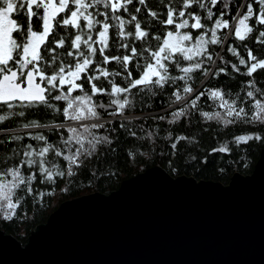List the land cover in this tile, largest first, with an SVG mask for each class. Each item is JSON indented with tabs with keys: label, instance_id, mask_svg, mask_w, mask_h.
Here are the masks:
<instances>
[{
	"label": "snow or ice",
	"instance_id": "obj_1",
	"mask_svg": "<svg viewBox=\"0 0 264 264\" xmlns=\"http://www.w3.org/2000/svg\"><path fill=\"white\" fill-rule=\"evenodd\" d=\"M136 2L146 6L148 16L158 20L159 24L171 26V30L153 36L147 23L142 26L141 20L129 13V5H133L134 0H0V123L13 117L26 118L31 111L42 109H51L61 113L65 120L75 122L65 129L66 137L60 132L64 127L62 123L49 125L32 120L22 125L24 129H55L61 143L49 142L43 132L27 133L33 141L40 143L20 147L13 152L18 159L11 161L12 166L0 170V212L5 219L11 220L16 215L21 196L33 194V182L38 176L42 178L41 183L52 184L57 177H72L76 174L74 167L79 168L84 163L82 158H92L98 152V146L113 144L110 135H97L95 131L105 128V124L88 121H99L101 110L110 116L123 117L125 110L133 106V90L155 95L154 90L176 85L172 96L175 101L185 100L186 105L171 113L169 123L185 117L186 108H197L200 97L205 95L200 92L188 100L193 88L187 81L197 70L208 74L205 61L213 62L209 48L222 44L217 33L230 25L221 13L213 26L206 28L193 6L206 9V19L212 21L214 13L207 4L214 7L220 0H207V4L204 0H176L179 9L169 0L164 19H159L158 12L147 7L149 0ZM255 2L260 5L258 13L249 3L246 14L237 19L234 35L240 41H245L253 32L247 23L250 18L256 16L257 22L264 25V0ZM134 11L140 13L141 8L135 7ZM121 12L129 13L130 18L126 19ZM191 30L199 32L194 36ZM61 31L65 34L61 35ZM259 37H264V31L259 32ZM152 40L157 42L155 46ZM136 41L142 44L136 46ZM259 42L264 43V40ZM115 48L123 49L127 54L114 55L109 49ZM228 51L240 56L234 47H229ZM247 56V60L241 57L238 63L246 66L248 77L258 70L264 71V59L253 55L251 49H247ZM68 57L70 61H67ZM221 60L223 62V58ZM184 61L189 63L182 66ZM113 63L119 66V71L109 70L107 66ZM231 68L236 73L241 71L237 64H232ZM173 69L182 74L173 75ZM211 74L216 77L227 75V68L220 67ZM116 77L121 83L116 82ZM177 81L185 82V86L181 89ZM103 82L110 85V90L103 87ZM85 85L89 86L87 90ZM248 85L253 90L245 91L243 97L236 99L230 98L225 90H210L207 95L218 101V107L223 111L200 114L210 121H222L226 126L237 121L264 125V88H257L253 80H249ZM101 95L110 97L107 104L94 99ZM61 101L64 105L57 107L55 102ZM246 102L250 103V108L246 109ZM119 128L124 129L125 124L119 123ZM129 134L136 136L131 130ZM24 139L21 135L12 137L13 141ZM178 139L187 138L181 136ZM262 139L264 137L260 135H240L235 137V142L247 144ZM171 147L175 149L177 144L173 143ZM218 151L227 152L228 147L222 146ZM56 158L67 162L63 170L54 162ZM52 194L51 191L37 193L40 200Z\"/></svg>",
	"mask_w": 264,
	"mask_h": 264
},
{
	"label": "trees",
	"instance_id": "obj_2",
	"mask_svg": "<svg viewBox=\"0 0 264 264\" xmlns=\"http://www.w3.org/2000/svg\"><path fill=\"white\" fill-rule=\"evenodd\" d=\"M168 2L169 0H149L147 7L157 11L159 19H164L166 18L165 5ZM172 2L179 9L180 5L176 3V0H172ZM204 2L207 4V0ZM249 3L253 4L254 12L258 13L260 5L255 0H220L214 7L207 4L214 13L212 21L206 19V9H198L193 6L196 14L201 15L202 23H205L206 28H211L214 20L220 18L221 13H223V19L228 20L230 25L228 29H222L217 33L222 39V44L211 45L209 48L213 54V62L205 61L208 74L197 70L192 74L193 78L187 81V84L193 88V93L187 97L188 100L193 99L200 92L205 93L197 102V108H186L187 115L185 117L175 123H169L168 121L172 120L171 113L186 105L185 100L175 101L172 96L176 85H165L163 90H154L155 95L153 93H137L136 90H133L135 93L133 106L125 110L123 117L110 116L101 110L99 121H88V123L105 124V128L95 131L97 135H110L113 144L98 146V152L92 158H82L84 163L79 168L74 167L73 170L76 174L72 177H57L56 182L52 184L47 181L41 183L42 178L38 176L37 180L33 182V194L31 196L25 194L20 197L21 206L16 209V215L11 220L5 219L4 214L0 212V227L26 241L31 230L38 223L45 221L62 201L93 191L111 192L120 186L124 178H129L156 164L162 165L173 175L186 173L195 175L199 179H215L225 183L229 182L235 171L251 173L262 149H264V139L249 141L247 144H237L235 137L240 135L264 137V125L258 122L237 121L226 126L222 121H210L200 114L201 112L223 111L218 107L219 102L213 101L207 95L210 90H225L230 98L236 99L243 97L245 91L253 90L248 85L249 80H253L257 88H264V71L258 70L252 77H248L246 66L238 63L241 57L248 59L247 49H251L253 55L258 58L264 59V43L259 42L264 40V37H259V32L264 31V25L257 22L256 16L247 22L253 28V32L248 34L245 41H240L234 35L237 23L232 28L236 17L246 14V5ZM135 7H140L141 12L136 13ZM129 13L136 15L141 20L142 26L147 23L153 36L171 30V26L159 24L158 20L148 16L146 6L139 5L136 0L133 5H129ZM129 13L121 12L120 14L127 19L130 18ZM127 27L129 30L132 29L131 25ZM68 31L73 30L69 29ZM191 31L194 36L199 32V30ZM60 34L64 35L65 33L61 31ZM151 43L155 46L157 42L152 40ZM141 44V41L135 42L136 46ZM229 47L236 48L240 56L229 52ZM60 51L63 52V50ZM109 51L114 55L127 54L119 48L109 49ZM221 58H223V62ZM66 59L67 61L71 60L70 57ZM188 63L184 61L182 66ZM232 64H237L241 71L234 72L231 68ZM107 67L110 71L120 70L115 63ZM220 67L227 68V75L213 76L211 73ZM172 74L181 75L182 73L173 69ZM115 80L117 83H121L119 77H116ZM176 84L181 89L185 86L183 81H177ZM98 86L100 85L98 84ZM88 87L85 85L86 90ZM103 87L110 90V85L107 82H103ZM181 95H184L182 91ZM94 99L107 104L110 97L101 95ZM55 103L57 107L64 105L62 101ZM244 106L246 109L251 107L248 102ZM113 110L109 109V111ZM160 117H164V119H160ZM32 120L49 125L62 123L64 127L60 129V132L64 133L65 137L67 135L65 129L70 125H75L74 121L65 120L61 113L53 112L51 109L33 110L26 115V118L13 117L9 121L0 123V145H3V148L0 149V170L12 166L11 161L18 159L13 156V152L18 151L20 147L28 143H32L34 146L40 143L28 137V132L33 135L43 132L48 136L49 142L61 143L55 129H24L22 127L24 123ZM121 122L125 124L124 129L119 128ZM129 130L135 132L136 136H131ZM17 135L24 136L25 139L13 141L12 137ZM181 136L187 139L179 140L178 138ZM173 143L177 144L175 149L171 147ZM222 146H227L228 151H218ZM54 162L61 166V170L67 163L62 158H56ZM49 191L53 194L45 195L43 200L39 199L37 193Z\"/></svg>",
	"mask_w": 264,
	"mask_h": 264
},
{
	"label": "water",
	"instance_id": "obj_3",
	"mask_svg": "<svg viewBox=\"0 0 264 264\" xmlns=\"http://www.w3.org/2000/svg\"><path fill=\"white\" fill-rule=\"evenodd\" d=\"M0 264H264V149L227 183L156 164L62 201L26 241L0 227Z\"/></svg>",
	"mask_w": 264,
	"mask_h": 264
},
{
	"label": "flooded vegetation",
	"instance_id": "obj_4",
	"mask_svg": "<svg viewBox=\"0 0 264 264\" xmlns=\"http://www.w3.org/2000/svg\"><path fill=\"white\" fill-rule=\"evenodd\" d=\"M34 27H35V22H34ZM37 30H39V29H37Z\"/></svg>",
	"mask_w": 264,
	"mask_h": 264
}]
</instances>
